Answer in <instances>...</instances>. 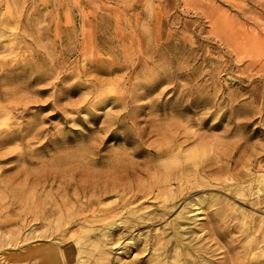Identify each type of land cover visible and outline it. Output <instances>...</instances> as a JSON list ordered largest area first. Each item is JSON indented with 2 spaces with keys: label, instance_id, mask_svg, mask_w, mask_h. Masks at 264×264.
Returning <instances> with one entry per match:
<instances>
[{
  "label": "rangeland",
  "instance_id": "1",
  "mask_svg": "<svg viewBox=\"0 0 264 264\" xmlns=\"http://www.w3.org/2000/svg\"><path fill=\"white\" fill-rule=\"evenodd\" d=\"M263 27L264 0H0V264L81 236L86 264H264Z\"/></svg>",
  "mask_w": 264,
  "mask_h": 264
},
{
  "label": "bare ground",
  "instance_id": "2",
  "mask_svg": "<svg viewBox=\"0 0 264 264\" xmlns=\"http://www.w3.org/2000/svg\"><path fill=\"white\" fill-rule=\"evenodd\" d=\"M208 17H209V16H208ZM226 17H227V16H226ZM209 18H210V17H209ZM207 19H208V18H207ZM210 19H211V18H210ZM216 19H218V18L216 17ZM216 19H215V20H216ZM212 20H213V19H212ZM212 20H211V21H212ZM213 21H214V20H213ZM220 21H221V20H219V22H220ZM219 22H217V23L219 24ZM217 23L215 24V22H214V24H215L216 26H218ZM222 23H223V22H222ZM227 23H228V22H227ZM233 23H235V22H233ZM223 24H224V23H223ZM230 24H232V23H230ZM235 24H236V23H235ZM219 25H221V24H219ZM216 26H215V27H216ZM221 26H222V25H221ZM225 26H226V25H225ZM234 26H235V25H234ZM215 27H214V28H215ZM229 27H231V26H229ZM235 27H236V26H235ZM221 28H222V27H221ZM263 28H264V27H263ZM224 29H225V28H224ZM227 29H228V28H227ZM233 29H234V28H233ZM235 29H236V28H235ZM225 30H226V29H225ZM218 31L221 32L220 29H219ZM228 31H229V30H228ZM237 31H238V30H237ZM250 31H251V30H250ZM238 32L240 33V31H238ZM238 32H237V33H238ZM224 33H225V32H224ZM224 33H223V34H224ZM239 33H238V34H239ZM228 34H229V33H228ZM228 34H227V35H228ZM235 34H236V33H235ZM219 35H222V34H219ZM241 35H242V34H240V37H241ZM222 36H223V35H222ZM225 36H226V35H225ZM242 36H243V35H242ZM257 36H259V35H257ZM220 37H221V36H220ZM235 37H236V35H235ZM259 37H260V36H259ZM226 38H227V36H226ZM254 38H255V37H254ZM256 38H257V37H256ZM218 39H219V38H218ZM224 39H225V38H224ZM230 40H231V38H230ZM230 40H229V41H230ZM249 40H250V39H249ZM258 40H259V39H258ZM263 40H264V39H263ZM232 41H233V40H232ZM236 41H237V40H236ZM240 41L242 42V39H240ZM240 41H239V42H240ZM246 41H247V40H246ZM261 41H262V39H260V42H261ZM241 42H240V43H241ZM262 42H263V41H262ZM237 43H238V42H237ZM240 43H239V44H240ZM242 43H243V42H242ZM229 44H230V43H229ZM234 44H235V43H234ZM239 44H238V45L236 44V45L239 46ZM247 44H248V43H247ZM263 44H264V42L262 43V46H263ZM158 45H159V44H157V46H158ZM244 45H245V44H244ZM249 45H250V44H249ZM141 46H142V45H141ZM231 46H232V45H231ZM241 46H242V45H241ZM241 46H240V49L243 48V47H241ZM247 46H248V45H247ZM252 46H253V45H252ZM229 47H230V46H229ZM250 47H251V46H250ZM232 48H233V47H232ZM252 48H253V47H252ZM256 48H257L256 51L254 50L255 52H257V50H258L259 48H261V47H259V48L256 47ZM234 49H235V48H234ZM236 49H237V48H236ZM236 49H235V50H236ZM248 49H249V48L247 47L246 50H248ZM250 49H251V48H250ZM138 50H139V49H138ZM261 50H262V49H261ZM263 50H264V49H263ZM238 51H239V50H238ZM240 51H241V50H240ZM240 51H239V54H240ZM244 51H245V50H244ZM245 52H246V51H245ZM241 53H242V52H241ZM237 54H238V53H237ZM239 54H238V55H239ZM247 54H248V53H247ZM262 54H264L263 51H262ZM252 55H253V54H252ZM257 55H259V54H257ZM240 56H241V55H240ZM259 56H260V55H259ZM261 56H262V55H261ZM248 57H251L250 54H248ZM253 57H254L255 59H257L255 56H253ZM241 58H242V57H241ZM258 58H259V57H258ZM242 59H243V58H242ZM251 61H252V58H251ZM253 61H254V60H253ZM263 61H264V60H263ZM249 63H251V62H249ZM252 64H253V63H252ZM254 64H255V66H256V63H254ZM250 65H251V64H250ZM251 66H254V65H251ZM251 66H250V67L248 66V67L251 68ZM252 68H253V67H252ZM256 68H257V67H256ZM133 69H134V68H133ZM252 70L254 71L255 69L253 68ZM252 70L250 69V71H252ZM18 73H19V72H17V74H18ZM25 73H26V72H25ZM25 73L23 72V74H25ZM83 73H84V72H83ZM85 73H86V72H85ZM3 74H6V73H3ZM23 74H22V75H23ZM31 74H32V71H31ZM55 74H56V73H55ZM55 74H54V75H55ZM57 74H58V73H57ZM136 74H137V73H136ZM19 75H20V74H19ZM19 75H18V76H19ZM10 76H11V75H10ZM27 76H28V75H27ZM34 76H35V75H34ZM41 76H42V75H41ZM52 76H53V75H52ZM56 76H57V75H56ZM83 76H84V74H83ZM29 77H30V76H28V78H29ZM53 77H54V76H53ZM61 77H62V76H61ZM63 77H64V76H63ZM153 77H154V76H153ZM26 78H27V77H26ZM26 78H25V79H26ZM42 78H43V77H42ZM133 78H134V77H133ZM0 79H1V78H0ZM16 79H17V78H16ZM18 79H19V78H18ZM31 79H32V78H31ZM46 79H47V77H46ZM54 79H55V77H54ZM62 79H63V78H62ZM26 80H27V79H26ZM12 81L14 82L15 80H12ZM23 81H24V79H23ZM28 81H29V80H28ZM132 81H133V80H132ZM132 81H131V84H132ZM157 81L159 82V80H157ZM163 81H164V80H163ZM5 82H6V81H5ZM8 82H9V81H8ZM1 83H2V82H1ZM6 83H7V82H6ZM14 83H15V82H14ZM26 83H28V82H27V81H25V83L23 82V84H26ZM40 83H41V82H40ZM43 83H44V82H43ZM160 83H161V82H160ZM173 83H174V82H173ZM2 84H3V83H2ZM9 84H11V83H9ZM15 84H16V83H15ZM15 84H14V85H15ZM17 84H19V83H17ZM20 84H22V81H21ZM28 84H29V83H28ZM28 84H27V85H28ZM50 84H52V83H50ZM143 84H144V83H143ZM147 84H148V83H147ZM153 84H155V82H154ZM37 85H38V84H37ZM11 86H12V85H10V87H11ZM16 86H17V85H16ZM18 86H19V85H18ZM31 86H32V85H31ZM131 86L134 87L135 84H134V85H131ZM144 86H145V85H144ZM146 86H147V85H146ZM12 87H14V86H12ZM25 87H26V86H25ZM28 87H29V86H28ZM47 87H48V86H47ZM47 87H46V88H47ZM54 87H55V86H54ZM147 87H148V86H147ZM8 88H9V87H8ZM41 88H44V87L42 86V87H40V89H41ZM93 88H96V90H97L99 87H98V88H97V87H93ZM93 88H92V89H93ZM128 88H129V87H128ZM3 89H4V87H3ZM14 89H15V88H14ZM33 89H34V87H33ZM38 89H39V88H38ZM36 90H37V89H36ZM131 90H132V89H131ZM22 91H26V90L23 88V90L21 89V92H22ZM27 91H28V89H27ZM29 91H31V90H29ZM99 91H100V90H99ZM119 91H120V90H119ZM121 91H122V90H121ZM121 91H120V92H121ZM144 91H145V90H144ZM10 92L12 93L11 89H10ZM19 92H20V91H19ZM95 92H96V91H95ZM97 92H98V90H97ZM97 92H96V93H97ZM114 92H115V91H114ZM114 92H113V93H114ZM116 92H117V91H116ZM120 92H119V93H120ZM134 92H135V91H134ZM134 92L132 91V93H134ZM4 93H5V91H4ZM24 93H25V92H23L22 95H23ZM31 93H33V92H31ZM92 93H93V92H92ZM101 93H102V91H101ZM137 93H138V92H137ZM6 94H7V91H6ZM9 94H10V93H9ZM33 94H34V93H33ZM93 94H94V93H93ZM129 94H130V93H129ZM129 94H128V96H129ZM135 94H136V92H135ZM135 94H134V95H135ZM144 94H146V93H143V95H141V96L144 97ZM3 95H4V94H3ZM12 95H13V93H12ZM12 95H11V96H12ZM25 95H26V94H25ZM29 95H30V94H29ZM29 95H28V96H29ZM34 95H35V94H34ZM34 95H33V96H34ZM37 95H38V94H36V97H37ZM46 95H47V94H46ZM49 95H51V93H49ZM49 95H48V96H49ZM53 95H54V94H53ZM96 95H97V94H96ZM98 95H99V94H98ZM103 95H104V94H103ZM136 95H137V94H136ZM139 95H140V93H139ZM139 95H138V96H139ZM6 96H7V95H6ZM13 96H14V95H13ZM31 96H32V94H31ZM31 96H29V97H31ZM51 96H52V95H51ZM106 96H107V95H106ZM125 96H126V95H125ZM149 96H150V95H149ZM15 97H16V96H15ZM36 97H35V99H36ZM41 97H42V96H41ZM57 97H58V96H57ZM107 97H108V96H107ZM114 97H115V96H113L112 98H114ZM129 97H130V96H129ZM133 97H134V96H133ZM135 97H136V96H135ZM135 97H134V99H135ZM4 98H6V97H4ZM9 98H10V95H9ZM11 98H13V97H11ZM33 98H34V97H31V100H32ZM38 98H39V96H38ZM46 98H49V97H46ZM46 98H45V99H46ZM51 98H52V97H51ZM51 98H49V99H51ZM105 98H106V97H105ZM116 98H117V95H116ZM138 98H139V97H138ZM140 98H141V97H140ZM0 99H1V95H0ZM17 99H18V97H17ZM20 99H21V98H20ZM20 99H19V100H20ZM22 99H23V98H22ZM49 99H48V100H49ZM52 99H53V98H52ZM106 99H107V98H106ZM118 99H119V98H118ZM6 100H7V99H6ZM8 100H9V99H8ZM11 100H12V99H11ZM13 100H14V99H13ZM19 100H18V101H19ZM27 100H28V99H27ZM38 100H39V102L42 101V100H40V99H38ZM136 100H137V99H136ZM136 100H134V101H136ZM0 101H1V100H0ZM16 101H17V100H16ZM16 101H14V102H16ZM18 101H17V102H18ZM34 101H36V100H34ZM49 101H50V100H49ZM53 101H54V100H53ZM9 102H10V100H9ZM9 102H8V103H9ZM20 102L22 103V100H20ZM25 102L27 103L28 101H25ZM25 102L23 103V105H24L25 107H27V105H31L30 102H32V101H29V103H27V104H26ZM36 102H37V101H36ZM36 102H35V103H36ZM45 102H47V101L45 100ZM12 103H13V101H12ZM21 103H20V105L22 106ZM33 103H34V102H33ZM42 103H43V102H42ZM9 104H11V103H9ZM15 104H16V103H15ZM36 104H38V103H36ZM53 104H54V103H53ZM11 105H12V104H11ZM42 105H43V104H42ZM57 105H58V104H57ZM0 106H1V103H0ZM3 106H5V105L3 104ZM13 106H14V105H13ZM21 106H20V107H21ZM36 106H37V105H36ZM151 106H154V105H151ZM8 107H9V106H8ZM16 107H18V106H16ZM22 107H23V106H22ZM56 107H57V106H56ZM4 108H6V107H3V109H4ZM9 108H10V107H9ZM12 108L15 109V107H12ZM18 108H19V107H18ZM59 108H60V107H59ZM136 108H137V106H136ZM150 108L153 110V107H150ZM154 108H155V107H154ZM173 108H174V107H173ZM27 109H28V108H27ZM11 110H12V109H11ZM136 110H137V109H136ZM2 111H3V110H2ZM20 111H21V110H20ZM62 111H63V110H62ZM133 111H134V110H133ZM5 112H6V110H5ZM5 112H3V113H5ZM3 113H2V114H3ZM133 113H135V112H133ZM133 113H130V114H133ZM0 114H1V110H0ZM7 114H8V113H7ZM2 116H3V115H2ZM8 116H9V115H8ZM8 116H7V117H8ZM22 116H23V115H22ZM129 116H130V115H129ZM129 116H127V117H129ZM131 117H132V116H131ZM0 118H1V117H0ZM10 118H11V117H10ZM34 119H36V118H34ZM34 119H33V121L36 122ZM112 119H113V118H112ZM129 119H130V117H129ZM1 120H3V119H1ZM1 120H0V121H1ZM5 122H7V121H4V122H2V123L5 124ZM40 122H41V121H40ZM154 122H155V121H153L152 123H154ZM7 123H9V122H7ZM26 123H27V122H26ZM11 124H12V123H11ZM11 124H9V125H11ZM34 124H35V123H34ZM39 124H41V123H39ZM39 124H37V126H39ZM134 124H135V122H134ZM156 124H157V123H156ZM156 124H155V126H156ZM5 125H6V124H5ZM12 125H13V124H12ZM25 125H26V124H25ZM32 125H33V124H32ZM152 125H154V124H152ZM157 125H158V124H157ZM1 127H2V124H1ZM134 127H135V126H134ZM156 127H157V126H156ZM29 128H30V127H29ZM38 128H39V127H38ZM41 128H42V126L40 127V130H41ZM4 129H7V127H5ZM8 129H9V128H8ZM10 129H11V128H10ZM10 129H9V131H10ZM13 129H15V128H13ZM42 129H43V128H42ZM142 129H143V128H142ZM159 129H160V128H158V129H154V130H155V131H157V130L159 131ZM2 130H3V129H2ZM2 130H1V131H2ZM11 130H12V129H11ZM30 130H31V129H30ZM30 130H28V131H30ZM32 130H33V129H32ZM32 130H31V131H32ZM40 130H39V131H40ZM3 131H4V130H3ZM6 131H7V130H6ZM35 131H36V130H35ZM35 131H34V132H35ZM37 131H38V129H37ZM158 131H157V132H158ZM15 132H16V131H15ZM40 132H41V131H40ZM40 132H36V133H40ZM5 133H6V132H5ZM17 133H18V132H17ZM36 133H35V134H36ZM21 134H22V133H21ZM30 134H31V136H32V135H33V132L30 133ZM15 135H16V134H15ZM28 135H29V133H28ZM38 135H39V134H38ZM38 135H37V137H38ZM41 135H42V134H41ZM2 136H3V135H2ZM26 136H27V135H26ZM22 137H23V136H22ZM32 137H33V136H32ZM32 137H30V138L32 139ZM34 137H36V136H34ZM14 138H15V137H14ZM26 138L28 139V137H26ZM9 139H10V138H9ZM11 139H12V138H11ZM13 140H14V139H13ZM16 140H18V139H16ZM16 140H15V141H16ZM29 140H30V139H29ZM29 140H28V141H29ZM25 141H26V140H25ZM28 141H27V142H28ZM10 142H11V141H10ZM16 142H17V141H16ZM19 142H20V140H19ZM13 143H14V142H13ZM20 143H21V142H20ZM23 143H24V142H23ZM0 144H1V143H0ZM3 144H5V142H4ZM166 144H167V143H166ZM166 144H165V145H166ZM1 145H2V144H1ZM1 145H0V147H1ZM22 145H23V144H22ZM26 145H27V144H26ZM28 145H29V142H28ZM160 145H162V144H160ZM165 145H164V146H165ZM3 146H5V145H3ZM6 147H7V144H6ZM168 147H169V146H167V148H168ZM169 148H171V146H170ZM2 149H3V147H2ZM85 149H86V151H87L88 147H86ZM159 149H160V148H159ZM162 149H163V148H162ZM168 150H169V149H168ZM168 150H167V151H168ZM34 152H35V151H34ZM19 156H20V155H19ZM173 161L175 162L176 160L173 159ZM173 161H171L172 163L169 161V162H170V166H171V165L173 166ZM80 162H81V161H80ZM169 162H168V164H169ZM69 163H70V162H69ZM69 163H68V165H69ZM81 163H82V162H81ZM176 163H177V161H176ZM58 164H59V163H58ZM71 164H72V163H71ZM168 164H167V163L165 164V165H166V170H167V167H169ZM68 165H67V166L65 165V169H66V167H68ZM79 165H81V164H79ZM162 165L164 166V163H163ZM174 165H175V164H174ZM51 166H52V165H51ZM54 166H55V165H54ZM54 166H53V167H54ZM60 166H62V167L64 168V165H57V167H60ZM55 167H56V166H55ZM55 167H54L53 170H54L55 173H56V170H58V169L55 170ZM57 167H56V168H57ZM62 167H60V168H62ZM82 167H83V165H82ZM60 168H59V171H61ZM69 168H70V166H69ZM164 168H165V167H164ZM171 168H172V167H171ZM72 169H73V168H72ZM72 169H71V170H72ZM169 169H170V167L168 168L167 172H168V171H171V170H169ZM28 170H29V169H28ZM66 170H68V169H66ZM25 172H26V170L24 171V173H25ZM49 172L52 173V171H49ZM22 173H23V171H22ZM32 173H33V172H32ZM53 173H54V172H53ZM57 173L59 174V172H57ZM60 173H61V172H60ZM62 173H63V172H62ZM87 173H88V172H87ZM29 174H30V173H29ZM36 174H37V173H36ZM71 174H72V173H71ZM71 174H70V175H71ZM85 174H86V173H85ZM85 174H84V175H85ZM59 175H60V174H59ZM28 176H29V175H28ZM86 176H88V180H89V178H90L89 175H86ZM53 177H55V175H53ZM24 178H25V179H29V177L26 178V176H25ZM24 178H23V179H24ZM69 178H70V177H69ZM69 178H68V179H69ZM72 178H74V177H72ZM19 179H20V178H19ZM62 179H64V178H62ZM66 179H67V178H65V180H66ZM77 179H78V177H77ZM77 179H76V181H77ZM86 179H87V178H86ZM54 180H55V179H54ZM69 180H70V182H71L73 179H69ZM24 181H26V180H24ZM28 181H29V180H28ZM74 181H75V180H74ZM18 182H20V181H18ZM68 182H69V181H68ZM70 182H69V183H70ZM81 182H82V181H81ZM84 182H85V180H84ZM84 182H83V184H84ZM22 183H23V182H22ZM51 183H53V182H51ZM69 183H68V184H69ZM91 183H93V182H91ZM23 184H24V183H23ZM65 184H66V183H65ZM75 184H78V182L75 183ZM83 184H82V186H83ZM96 184H97V183H96ZM20 185H21V184H20ZM84 185H85V184H84ZM68 186H69V185H68ZM78 186H79V185H78ZM82 186H81V187H82ZM257 186H258V185H257ZM260 186H261V185H260ZM74 187H75V186H74ZM94 187H95V186H94ZM238 187H240V186H238ZM238 187H237V189H238ZM258 187H259V186H258ZM22 188H24V186H23ZM22 188H21V189H22ZM82 188H83V187H82ZM84 188H85V187H84ZM18 189H19V188H18ZM63 189H65V188H63ZM74 189L77 190V188H74ZM261 189H262V188H261ZM15 191H17V189H16ZM20 191H21V190H20ZM261 191H262V190H261ZM13 192H14V191H13ZM239 192H240V191H239ZM15 193H16L17 195L19 194V193H17V192H15ZM22 193H23V192H21V196H22ZM78 194H79V193H78ZM15 196H16V195H15ZM21 196H20V197H21ZM83 196H84V195H83ZM16 197H17V196H16ZM20 197H18V198H20ZM203 198H204V197H203ZM209 199H210V198H209ZM209 199H208V200H209ZM77 200H79V197H78ZM208 200H207V199H204L203 201H201V200H200V201H201V204H202V203L207 204V203H208ZM64 202L66 203V201H63L62 204H63ZM69 203H72V201L70 200ZM75 203H76V202H75ZM77 203H78V202H77ZM88 203H89V201H88ZM198 203H199V202H198ZM198 203H197V204H198ZM209 203H210V201H209ZM72 204H74V203H72ZM80 204H81V203H80ZM56 205H57V203H56ZM56 205H55L54 207L57 208V206H58V208H57L58 211H57V212L59 213V212H60V211H59V204H58L57 206H56ZM63 205H64V204H63ZM63 205H62V206H63ZM207 205H208V204H207ZM227 205H229V204H227ZM233 205H234V204H233ZM67 206H68V205H67ZM69 206H70V205H69ZM71 206H72V205H71ZM71 206H70V207H71ZM73 206H74L75 208L77 207V206H75V205H73ZM73 206H72V208H74ZM78 206H79V205H78ZM84 206L86 207V204H85ZM191 206H192V205H191ZM198 206H199V204H198ZM200 206H201V205H200ZM212 206H213V203H212ZM212 206H210V207H212ZM231 206H232V205H231ZM63 207H64L63 209H64L65 211H66L67 208H69V207H65V206H63ZM201 207H203V205H202ZM55 208H52V210L55 209ZM65 208H66V209H65ZM82 208H83V207H82ZM185 208H186V207H185ZM187 208L189 209V207H187ZM191 208H192V207H191ZM199 208H200V207H199ZM231 208L233 209V206H232ZM236 208H237V206H236ZM60 209H61V207H60ZM77 209H78V212H80L78 207H77ZM80 209H81V208H80ZM85 209H86V208H84V210H85ZM92 209H93V208H92ZM94 209H95V208H94ZM196 209H198V208H196ZM234 209H235V206H234ZM238 209H239V208H238ZM67 210H69V209H67ZM82 210H83V209H82ZM88 210H90V209H88ZM185 210L188 211L187 209H185ZM206 210H207V209H206ZM206 210H205V211H206ZM62 211H63V210H62ZM62 211H61V212H62ZM70 211H72V210H70ZM73 211H74V210H73ZM76 211H77V210H76ZM181 211H182L181 213H184V212H185L184 210H181ZM183 211H184V212H183ZM189 211H191V210H189ZM189 211H188V213H189ZM195 211H196V210H195ZM201 211H202V209H201ZM61 212H60V213H61ZM67 212H69V211H66L65 215L67 214ZM192 212L194 213V211H192ZM192 212H191L190 215H193ZM198 212H199V211H198ZM60 213H59V214H60ZM70 213H72V212H70ZM91 213H92V211H91ZM196 213H197V212H196ZM199 213H200V212H199ZM56 214H57V213H56ZM59 214H58V215H59ZM62 214H63V213H62ZM75 214L77 215L78 213L76 212ZM79 214H80V213H79ZM79 214H78V216H80ZM86 214H87V212H86ZM92 214H93V213H92ZM203 214H204V213H203ZM73 215H74V213H73ZM73 215H72V216H73ZM180 215H181V214H180ZM180 215H179V216H180ZM185 215H186V213H185ZM198 215H199V214H198ZM66 216H68V218H70V217H71V218H74V217H72L71 215H68V214H67ZM69 216H70V217H69ZM78 216H76V219H77ZM84 216H86V215H84ZM93 216H95V215H93ZM179 216H178V217H179ZM196 216H197V215H196ZM203 216H204V215H203ZM59 217H60V216H59ZM80 217H81V216H80ZM80 217H78V218H80ZM89 217H90V215H89ZM182 217H183V219H185L184 216H182ZM182 217H181V219H182ZM185 217H186V216H185ZM188 217H189V215H188ZM192 217H193V216H192ZM200 217H201V216H200ZM51 218H52V217H50V219H51ZM57 218H58V217H57ZM63 218H64V217H61V220H62ZM68 218H67V220H68ZM71 218H70V220H71ZM91 218H92V217H91ZM179 218H180V217H179ZM179 218H178V219H179ZM201 218H202V217H201ZM201 218H199V216H198V219H201ZM252 218H253V216H252ZM50 219H49V221H50ZM53 219H54V217H53ZM58 219H59V218H58ZM58 219H57V220H58ZM65 219H66V218H65ZM110 219H111V218H110ZM255 219H256V218H255ZM51 220H52V219H51ZM61 220H59V221H61ZM74 220H75V219H74ZM77 220H78V219H77ZM80 220H81V219H80ZM102 220H103V219H102ZM105 220H106V218H105ZM111 220H113V219H111ZM179 220H180V219H179ZM185 220H186V219H185ZM190 220H191V219H190ZM253 220H254V219H252V221H253ZM52 221H53V220H52ZM55 221H56V220H55ZM55 221H54V222H55ZM188 221H189V220H188ZM188 221H187V222H188ZM192 221H194V220H192ZM195 221H196V220H195ZM61 222H63V221H61ZM82 222H83V221H82ZM178 222H179V221H178ZM190 222H191V221H190ZM198 222H199V221H198ZM255 222H256V221H255ZM49 223H50V225H54V224H51V222H49ZM57 223L60 224V222H57ZM57 223L55 222V225H56ZM191 223L193 224V222H191ZM262 223H264V221H263ZM64 224H65V223H63V225H64ZM67 224H68V223H67ZM67 224L64 225V228H65V226H67ZM78 224H79V223H78ZM94 224H96V223H94ZM180 224H181V223H180ZM180 224H179V225H176V226H180ZM196 224H197V223H196ZM196 224L194 223V225H196ZM50 225H49V228H50ZM181 225H183V224H181ZM197 225H198V224H197ZM60 226H62V224H61ZM68 226H69V224H68ZM90 226H92V224H91ZM94 226H95V225H94ZM198 226H199V225H198ZM263 226H264V225H263ZM58 227H59V226H58ZM58 227H57V229H58ZM70 227H71V226H70ZM80 227H81V226H80ZM88 227H89V225H88ZM196 227H197V226H196ZM66 228H67V227H66ZM199 228H200V227H199ZM55 229H56V228H55ZM60 229H61V227H60ZM89 229H90V228H89ZM91 229H92V227H91ZM106 229H107V228H106ZM92 230H93V229H92ZM107 230H108V229H107ZM58 231H59V229L57 230V232H58ZM60 231L62 232V230H60ZM82 231H83V230H82ZM93 231H94V230H93ZM93 231H92V232H93ZM53 232H54V231H53ZM88 232H90V231L88 230ZM107 232H108V231H107ZM178 232H179V231H178ZM180 232H182V231H180ZM193 232H194V230H193ZM204 232H205V231H204ZM58 233H59V232H58ZM58 233H57V234H58ZM64 233H65V231H64ZM64 233H62V234H64ZM83 233H84V232H83ZM50 234H51V233H50ZM52 234H53V233H52ZM54 234H55V233H54ZM57 234H56V235H57ZM62 234H61V235H62ZM172 234H173V232H172ZM183 234H184V233H183ZM193 234H194V233H193ZM204 234H205V233H204ZM204 234H203V235H204ZM76 235H77V234H76ZM101 235H103V233H102ZM177 235H178V234H177ZM194 235H195V234H194ZM64 236H65V234H64ZM68 236L70 237V235H68ZM79 236H80V235H79ZM85 236H86V235H85ZM178 236H179V235H178ZM178 236H177V237H178ZM192 236H193V235H192ZM195 236H196V235H195ZM197 236H198V235H197ZM197 236H196V237H197ZM49 237H51V235H50ZM61 237H63V236H61ZM61 237H60V238H61ZM193 237H194V236H193ZM196 237H194V238H196ZM58 238H59V237H58ZM165 238H166V237H165ZM179 238H180V237H179ZM179 238H178V239H179ZM73 239H74V238H73ZM150 239H151V237H150ZM173 239H174V238H173ZM173 239H172V240H173ZM198 239H200V238L198 237ZM70 240H71V237H70ZM192 240H193V239H192ZM52 241H53V240H52ZM90 241H91V240H90ZM141 241H142V240H141ZM145 241H147V238H146ZM150 241H151V240H150ZM159 241H162V239L159 240ZM163 241H164V238H163ZM174 241H175V240H174ZM196 241H198V240H196ZM199 241H200V240H199ZM61 242H62V241H61ZM94 242H95V241H94ZM96 242H97V241H96ZM181 242H182V241H181ZM194 242H195V241H194ZM92 243H93V242H91V246H92V247H96V243H93V244H92ZM145 243H146V242H145ZM147 243H148V242H147ZM163 243H164V242H163ZM165 243H166V242H165ZM168 243H169V242H168ZM195 243H197V242H195ZM198 243H199V242H198ZM62 244H63V243H62ZM87 244H88V242H87V238L84 237V236L78 237V238L75 240V243H74V244H72V243H70V244H66V245L63 244L64 246L59 245V242L57 243V242L53 241V242H51V243L49 244L48 251L45 252V253H46V256H44V258H45L44 260H45L46 264H86L87 262H86L85 259H86L87 257H86L85 259H82V256H83L84 253H86V256H87V253H89V252H87L85 249H83V247H84L85 245H87ZM148 244H149V243H148ZM148 244H147V245H148ZM158 244H159V243H157V245H158ZM161 244H162V242H160L159 245H161ZM170 244H171V246H172L173 243L171 242ZM180 244H181V243H180ZM189 244H190V242H189ZM200 244H201V243H200ZM200 244H199V245H200ZM97 245H98V244H97ZM150 245H151V244H150ZM162 245H163V244H162ZM176 245H177V244H176ZM184 245L186 246L185 243H184ZM193 245H194V243H193ZM199 245H197V246H199ZM203 245H204V244H203ZM152 246H153V245H152ZM171 246H170V247H171ZM178 246H179V245H178ZM201 246H202V244H201ZM146 247H147V246H146ZM160 247H162V246H160ZM160 247H159V249L162 250ZM167 247H168V246H167ZM172 247H174V245H173ZM189 247H192V245H190ZM89 248H90V247H89ZM147 248H148V247H147ZM147 248H146V249H147ZM153 248H154V246H153ZM153 248H152V249H153ZM156 248H158V247H156ZM162 248H164V247H162ZM174 248H175V247H174ZM196 248H198V247H196ZM200 248H201V247H200ZM96 249H99V247H97ZM175 249H176V252H177V249H179V248H175ZM175 249H174V250H175ZM187 249H188V248H187ZM198 249H199V248H198ZM263 249H264V248H263ZM46 250H47V248H46ZM144 250H145V249H144ZM166 250H167V249H166ZM166 250H165V251H166ZM185 250H186V249H185ZM101 251L103 252V248L100 250V252H101ZM149 251H150V249H149ZM152 251H153V250H152ZM183 251H184V250H183ZM195 251H196V250H195ZM198 251H199V250H198ZM198 251H196L197 256H198V254H199V252H200V251H199V252H198ZM201 251H202V250H201ZM204 251H205V250H204ZM102 252H101V253H102ZM146 252H147V251H146ZM161 252H164V251H161ZM169 252H170V251H169ZM174 252H175V251H174ZM187 252H189V251H186V253H187ZM190 252H191V251H190ZM93 253H94V252H93ZM93 253H91V254L93 255ZM98 253H99V252H98ZM101 253H100V254H101ZM103 253H104V252H103ZM158 253L160 254V251H158ZM158 253H156V254L158 255ZM186 253L184 252V253H182V254L185 255ZM196 253H195V254H196ZM201 253H202V252H201ZM201 253H200V254H201ZM42 254L44 255V253H42ZM42 254H41L40 256H42ZM100 254H99V255H100ZM104 254H105V253H104ZM107 254H108V253H106L105 256H106ZM151 254H152V253H151ZM163 254H164V253H163ZM174 254H175V253H174ZM195 254H194V255H195ZM258 254H259V253H258ZM261 254H262V256L264 257L263 252H262ZM84 255H85V254H84ZM102 255H103V254L100 255V258H102V257H101ZM166 255H167V254H166ZM203 255H205V254L203 253ZM259 255H260V254H259ZM93 256H94V255H93ZM107 256H108V255H107ZM150 256H154V255H150ZM161 256H162V254H161ZM177 256H178V255H177ZM177 256H176V257H177ZM185 256H186V255H185ZM189 256H192V255L190 254V255H187L186 257H189ZM89 257H90V256H89ZM89 257H88V258H89ZM165 257H166V256H165ZM179 257H180V256H179ZM182 257H183V256H182ZM194 257H195V256H194ZM202 257H203V256H202ZM259 257H260V256H259ZM263 257H261V258H263ZM91 258H92V257H91ZM91 258H89V260H90ZM95 258H96V257H95ZM97 258H98V257H97ZM104 258H105V257H104V255H103V258H102L101 260H102V261H105L106 258H105V260H103ZM151 258H152V257H151ZM168 258H169V257H168ZM190 258L193 259V257H189V259H190ZM197 258H198V257H197ZM205 258H206V257H205ZM98 259H99V258H98ZM154 259H155V258H154ZM161 259H162V258H161ZM176 259H177V258H176ZM184 259H185V257H184ZM200 259H201V258H200ZM91 260H92V259H91ZM94 260H96V259H94ZM101 260H100V261H101ZM149 260H151V259H149ZM196 260H197V259H196ZM87 261H88V259H87ZM98 261H99V260H98ZM98 261H97V262L95 261V262H96V263H99ZM102 261H101V262H102ZM106 261H107V260H106ZM106 261H105V262H106ZM151 261H153V260H151ZM155 261L157 262V260H155ZM155 261H153V262H155ZM158 261H160V260H158ZM176 261H177V260H176ZM187 261H188V260H187ZM193 261H194V260H193ZM193 261H192V262H193ZM197 261H198V260H197ZM200 261H201V260H200ZM43 262H44V261H43ZM47 262H48V263H47ZM90 262H92V261H90ZM105 262H104V263H105ZM168 262H169V260H168ZM184 262H185V261H184ZM104 263H103V264H104ZM106 263H107V262H106ZM157 263H160V262H157ZM163 263L165 264L166 262H163ZM177 263H179V262L177 261ZM187 263H188V262H187ZM199 263H200V262H199ZM88 264H89V263H88ZM151 264H152V263H151ZM155 264H156V263H155ZM190 264H191V263H190Z\"/></svg>",
  "mask_w": 264,
  "mask_h": 264
}]
</instances>
